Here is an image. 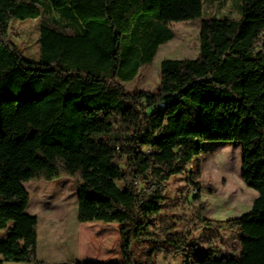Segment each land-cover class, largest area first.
Segmentation results:
<instances>
[{
  "label": "trees",
  "instance_id": "1",
  "mask_svg": "<svg viewBox=\"0 0 264 264\" xmlns=\"http://www.w3.org/2000/svg\"><path fill=\"white\" fill-rule=\"evenodd\" d=\"M236 1L239 18L208 15L206 0H0V264H264V0ZM37 19L30 61L11 24ZM194 21L198 56L162 61L155 92L127 93L121 83L175 38L174 24ZM208 142L240 147L241 179L258 193L240 217H207L192 164ZM62 177L77 186L79 223L121 226V261L38 258L24 183ZM178 178L191 185L183 220L166 212ZM205 227L236 233L239 255L198 250Z\"/></svg>",
  "mask_w": 264,
  "mask_h": 264
},
{
  "label": "rangeland",
  "instance_id": "2",
  "mask_svg": "<svg viewBox=\"0 0 264 264\" xmlns=\"http://www.w3.org/2000/svg\"><path fill=\"white\" fill-rule=\"evenodd\" d=\"M237 3L236 0H234ZM233 0H213L206 4L208 15L239 18ZM41 19L13 21L10 39L22 56L30 61L40 57ZM175 38L162 45L151 64L140 70L138 76L121 83L127 93L155 92L160 82V65L166 59H194L199 53L200 24L179 22L173 26ZM241 152L233 142H208L204 151L196 157L192 169L201 168L196 177L203 186L202 201L208 205L207 217L214 220L236 218L249 212L258 193L247 187L240 176ZM185 179L170 182L166 212L182 220L191 213V195ZM30 195L27 213L39 220L38 258L47 263L66 261H121L120 232L117 223H79L77 220V186L71 179L62 177L53 181L24 183ZM191 187V185H190ZM210 189V190H209ZM7 235L0 231V240ZM191 243L198 250H218L219 255L238 256L240 245L236 233L205 227L195 232ZM136 245H133V249ZM156 264H182L179 256H158ZM15 264V263H6Z\"/></svg>",
  "mask_w": 264,
  "mask_h": 264
},
{
  "label": "crops",
  "instance_id": "3",
  "mask_svg": "<svg viewBox=\"0 0 264 264\" xmlns=\"http://www.w3.org/2000/svg\"><path fill=\"white\" fill-rule=\"evenodd\" d=\"M233 1H234V0H233ZM211 3H213V0H206L205 5H206V4L209 5V4H211ZM236 9H237V7H236ZM43 261H44V260H43ZM75 261H76V260H75Z\"/></svg>",
  "mask_w": 264,
  "mask_h": 264
},
{
  "label": "water",
  "instance_id": "4",
  "mask_svg": "<svg viewBox=\"0 0 264 264\" xmlns=\"http://www.w3.org/2000/svg\"><path fill=\"white\" fill-rule=\"evenodd\" d=\"M91 262H97V261H91Z\"/></svg>",
  "mask_w": 264,
  "mask_h": 264
}]
</instances>
